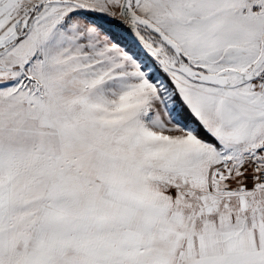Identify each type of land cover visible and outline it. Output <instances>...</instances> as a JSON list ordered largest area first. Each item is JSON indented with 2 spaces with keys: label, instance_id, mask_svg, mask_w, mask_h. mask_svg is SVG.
Here are the masks:
<instances>
[{
  "label": "snow or ice",
  "instance_id": "1",
  "mask_svg": "<svg viewBox=\"0 0 264 264\" xmlns=\"http://www.w3.org/2000/svg\"><path fill=\"white\" fill-rule=\"evenodd\" d=\"M0 264H264V0H0Z\"/></svg>",
  "mask_w": 264,
  "mask_h": 264
}]
</instances>
